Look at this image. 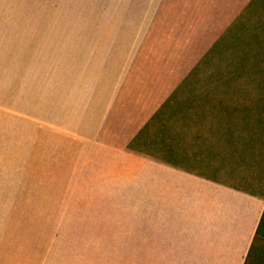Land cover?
Here are the masks:
<instances>
[{"label":"crops","instance_id":"crops-1","mask_svg":"<svg viewBox=\"0 0 264 264\" xmlns=\"http://www.w3.org/2000/svg\"><path fill=\"white\" fill-rule=\"evenodd\" d=\"M123 14L76 119L48 121V176L54 128L83 205L143 192L126 204L151 208L127 264H246L264 212V0H130ZM24 219L38 228L0 209V264H48L16 237Z\"/></svg>","mask_w":264,"mask_h":264},{"label":"rangeland","instance_id":"rangeland-1","mask_svg":"<svg viewBox=\"0 0 264 264\" xmlns=\"http://www.w3.org/2000/svg\"><path fill=\"white\" fill-rule=\"evenodd\" d=\"M129 3L0 0V199L16 203L0 209L40 217L38 228L24 219L16 237L25 249L33 245L41 255L47 252L48 264H127L128 231L134 229L135 218L151 209L126 205L131 198L144 197L143 192L113 196L125 205H83L91 201L69 189V176L64 175L69 167L58 158L63 154L60 132L54 128L55 158L48 176V121L76 119L96 55L105 53ZM133 33L139 32L119 36ZM248 70L259 74L260 69ZM260 246L264 252V240ZM260 246L254 247L246 264H262L264 257L257 261Z\"/></svg>","mask_w":264,"mask_h":264},{"label":"trees","instance_id":"trees-1","mask_svg":"<svg viewBox=\"0 0 264 264\" xmlns=\"http://www.w3.org/2000/svg\"><path fill=\"white\" fill-rule=\"evenodd\" d=\"M165 175H166L168 181H170V182H174L175 181L174 180V176L171 173H168V174H165ZM263 240H264V212H263V215H262L261 223L259 225V229L257 231V236L254 239V242L252 244V247H251L250 253L248 255L247 261L249 260L254 247L256 245L260 246V243L263 242ZM263 254H264L263 248L260 246V252L258 254L257 261L261 260V258L264 257ZM247 261H246V263H247ZM261 263L264 264V258H263Z\"/></svg>","mask_w":264,"mask_h":264}]
</instances>
